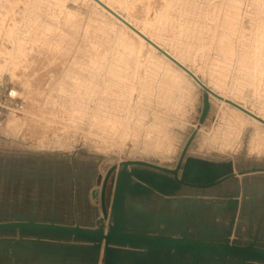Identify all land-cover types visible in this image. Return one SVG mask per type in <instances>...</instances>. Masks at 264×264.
<instances>
[{"label": "rangeland", "instance_id": "obj_1", "mask_svg": "<svg viewBox=\"0 0 264 264\" xmlns=\"http://www.w3.org/2000/svg\"><path fill=\"white\" fill-rule=\"evenodd\" d=\"M106 1L131 22L146 29L169 52L176 54L181 52L173 34H177L181 27L213 31L209 26L214 20L221 22L229 11L228 0H194L192 3L197 7L199 18L186 20L183 11L175 4L166 8V12L164 8L162 17L155 18V11L161 10L168 0H128V8L114 0ZM145 17L155 25H144ZM238 22L241 26L238 40L247 42L242 49H254V34L264 27V0H240ZM119 36L123 38L122 43ZM20 47L22 52L19 55ZM257 53L262 59V70L255 86L243 82L246 86L244 96L236 95L234 83L239 74L233 59L221 91L238 97L240 103L256 113L264 114V48ZM122 58H126L127 64L118 63ZM216 58L219 59L214 49L197 50L195 46L187 63L207 84L216 86L213 76L225 66ZM157 59L154 52L140 47L133 36L123 32L105 13L85 0H0V99L7 93L14 96V92H19V99L12 97L11 107L23 104L24 111L30 110L33 116L24 121L27 124L13 128L6 124L14 115L0 117V222L16 217L29 219L34 215L42 223L53 220L61 225L75 226L78 223L95 227L103 215L101 189L111 168L123 161L141 160L173 169L194 130L197 134L188 157L218 163L231 161L236 171L252 166L264 168V154L250 150L254 135L259 134L264 139L263 127L249 123L241 131L228 134L233 114L210 97L207 118L201 124L206 98L199 87L180 83L170 106L159 104L155 94L150 108L144 105L147 100L139 98L140 82L134 78L124 87L131 95L130 109L128 102L118 104L117 100L121 98L117 95L99 94L105 101L103 113H113L127 123L125 134L121 133V126L116 125L114 130L106 133V142L90 120V113L98 102L96 96L87 106V115L67 111L66 107L72 103L70 93L78 84L87 88L93 82L103 88L107 72L113 67L110 61L116 60L119 66L126 67V75L132 78L136 68L140 77L146 76L145 70L150 69L152 60ZM95 61L103 64L95 66ZM160 72L155 76L156 85L161 80ZM144 107L147 108L146 120L142 130L135 134L136 121ZM15 115L22 117L23 114ZM155 117L165 121L163 129L168 137L167 141L161 139L156 144L162 146L160 149L155 145L154 149H151L152 145L144 147L145 135ZM115 177L113 173L107 184V209L111 204ZM212 191L217 192L216 189ZM179 193L200 192L183 189ZM161 201L159 195L149 199L141 197L134 205L135 213L144 222H155L162 215L174 217L178 212L182 213L175 207L162 210ZM128 204L132 202L128 201ZM220 210L217 207L215 210L201 209L198 215L195 205L192 217L199 216L206 228L218 229L222 217L217 218V214L223 216ZM13 263L10 254H0V264ZM18 264L46 263L37 257L27 260L21 255Z\"/></svg>", "mask_w": 264, "mask_h": 264}, {"label": "water", "instance_id": "obj_2", "mask_svg": "<svg viewBox=\"0 0 264 264\" xmlns=\"http://www.w3.org/2000/svg\"><path fill=\"white\" fill-rule=\"evenodd\" d=\"M95 1L147 43L152 44L197 83L206 98L201 124L207 118L209 95H212L264 125L262 119L248 110L214 94L191 70L170 57L114 11L98 0ZM196 134L197 130H194L173 169L141 160L123 161L117 167L111 168L101 189L103 215L95 227H84L78 223L75 226L61 225L53 220L42 223L34 217H16L0 222V237H6L0 239V254H10L13 264H18L21 255L27 260L37 257L46 264H222L232 261L238 264H264V243L261 238L256 235L250 242L240 244V236L233 229L237 223L234 217L236 196L220 201L226 205V213L223 212V216L217 214V218L222 217L224 220L223 226L218 229L206 228L200 222L199 216L192 217L193 211H181L182 213L178 212L174 217L162 215L155 222H144L135 213L134 205L141 197L149 199L159 195L164 201L176 204V197L183 189L197 190L203 197L205 193H212L213 189L222 193L221 189L236 182L237 177L264 174L263 167L252 166L247 170L236 171V166L231 161L218 163L188 157ZM113 173L116 176L113 196L107 209L105 192ZM212 200H197L196 213L200 215L201 209L215 210V206L208 205ZM128 201L132 204L129 205ZM188 207L191 208L190 204Z\"/></svg>", "mask_w": 264, "mask_h": 264}, {"label": "bare ground", "instance_id": "obj_3", "mask_svg": "<svg viewBox=\"0 0 264 264\" xmlns=\"http://www.w3.org/2000/svg\"><path fill=\"white\" fill-rule=\"evenodd\" d=\"M88 3L92 4L93 6L100 9L103 13H105L112 22H115L117 25H119L123 32L130 34L133 36V38L136 40V42L139 44L140 47H146L151 52H154L157 56L156 61H151V67L150 69L145 70L146 76L140 77L137 72V68L134 70L132 78L126 75V67L119 66L116 63V60L110 61V63L113 65V67L109 68L107 72V77L104 79L103 88L100 89L98 84H94L91 82V85H88L86 88L83 84H78L74 90L70 93L71 98V104L66 107L67 111L70 113H81L87 115V106L89 105V102H94V100L97 98L98 102L96 105H94V108L92 109L90 113V120L92 122V125L96 128H98L101 131L100 137L104 142H106L107 136L106 133L114 130L116 128V125L121 126V133L125 134L127 131V123L121 119L118 116H115L112 112V115L103 113V107L105 101H103L102 97L100 95L103 94H109L112 96L117 95L120 97V100L118 101V104L121 105V101L128 102L129 106L128 109L131 108V95H129V92L124 89L126 83H128L131 79H137L138 82H140L139 87V98L147 100L148 103H144V105L147 106V108L151 107V104L153 102V97L156 94L155 98L157 99V102L162 105H168L172 104L173 102V95L175 91L180 87V83L187 84L189 86L199 87L197 83L191 78L188 77L187 74L180 69L174 62L169 61L164 55H162L152 44L150 45L147 43L140 35H138L134 30H131L128 26L124 25L122 22H120L114 15L109 13L107 9L102 7L97 1L95 0H85ZM103 6L110 9L112 12L114 11L117 15H119L123 20L133 26L138 32H140L143 36H145L148 40L152 41L158 47H160L163 51H165L170 57H173L176 61L181 63L183 66H185L189 71L191 70L198 79H200L204 85L211 91L216 94L217 96L223 98L224 100H230L234 102L235 104L242 107L244 110H248L250 113L254 114L255 116L259 117L264 121V114L262 113H256L254 110L246 107L245 104H242L238 101V97L230 96L225 94L221 91V88L225 85L227 81V75L229 71V64L233 59L236 62V71L239 74L238 78H236L234 83V89L236 91L237 96H244L243 90L246 87L243 82H245L247 85L255 86V83L259 80V74L260 70H262L260 67V63L262 62V59L260 58V55L257 53L258 50H262L264 48V27L257 30L253 37V46L252 50L248 49H242L245 48L247 45V42L245 41H239L237 35L241 33V26L239 21L240 17V0H228L229 5V11L226 14V16L219 22V20H214L215 22L210 25V28H213V31L211 30H197L194 27H181V30L177 34H173V40L177 43V47L180 50V54H176L173 52H169L161 43L156 41L150 35L146 29L140 28L137 24L131 22L129 18L125 17L113 4L106 0H98ZM119 5L129 7L128 0H114ZM194 0H168V2L163 4V7L161 10L155 11V18H159L163 16V10L165 8V12L168 11L166 8H169L171 6L178 5L179 9L183 11L185 14V19H192L199 18L200 16L196 12V6L192 3ZM195 17H192V16ZM167 18V15L165 14V19ZM205 17V19H207ZM143 23L146 26H154L155 22L150 21L147 17L143 19ZM164 30V29H163ZM162 30V31H163ZM161 31V32H162ZM119 42H123V38L119 36ZM197 46V50H215L218 53V58H216L217 61L221 62L223 65V68H221L220 72L216 73V75L213 76V79H215V85L211 86L210 84H207L198 73L188 65L187 61L190 57L193 48ZM22 52V48L20 47L18 49V54ZM126 58H122L121 60H118V63L121 64H127ZM103 64L101 61H95L94 65H101ZM12 70V69H11ZM161 71V72H160ZM157 72H160L161 80L159 81V84L156 85V74ZM13 75V76H12ZM261 75V74H260ZM12 77H14V74H11ZM233 79V78H232ZM242 80V81H241ZM20 81V80H18ZM132 81V80H131ZM157 82V81H156ZM94 85H93V84ZM23 84L26 86L25 82ZM98 85V87H96ZM214 85V84H212ZM119 88V90H117ZM200 88V87H199ZM25 88H23L24 90ZM136 90V88H135ZM253 90V89H252ZM254 92V91H253ZM24 93V92H23ZM100 94V95H99ZM235 94V93H234ZM248 93H246L247 96ZM129 95V96H128ZM21 95L19 92H14V97L16 99H19ZM96 98H93L95 97ZM245 96V97H246ZM211 99H214L217 103L221 104V107L224 106L226 108H229L232 112V116L234 117V120H232L231 125H229V133H236L238 131H241L248 125L249 123L256 125L257 127H263L264 125L254 119L253 117L249 115H245L243 112L238 110L237 108L231 106L230 104L225 103V101H222L216 97H213L212 95H209ZM212 101V100H211ZM220 107V108H221ZM147 108L144 107L142 109V114L138 116V120L136 121V129L134 130V133L140 132L142 130L143 122L146 120V112ZM264 108V104H263ZM114 106H113V109ZM24 112V113H23ZM22 112V117H17V115L11 116V120H7L6 126L8 128H13L16 126H19V124H23L24 121H27L28 119L32 118V113L30 110H26ZM219 112V111H218ZM9 118V117H8ZM40 120V119H39ZM30 121V120H29ZM42 121V120H41ZM26 123V122H25ZM24 123V124H25ZM165 121L162 118L155 117V120L153 124L149 126V130L147 134L145 135L146 142L144 147L151 146V149H154V145L161 141V139L164 141H167L168 137H166V133L164 132L163 127H165ZM23 124V125H24ZM27 124V123H26ZM34 125V124H33ZM40 125V121H39ZM108 143V142H107ZM156 148H162V146H156ZM250 150L257 152L259 154H264V139L259 134H256L252 137L250 141ZM171 169V168H170Z\"/></svg>", "mask_w": 264, "mask_h": 264}, {"label": "crops", "instance_id": "obj_4", "mask_svg": "<svg viewBox=\"0 0 264 264\" xmlns=\"http://www.w3.org/2000/svg\"><path fill=\"white\" fill-rule=\"evenodd\" d=\"M235 181L236 182H232L236 185L235 187L233 184L223 187L222 193L212 191V193H205L203 197H201V193H182L176 197V204L162 199L161 206L163 207L161 208L165 207L167 210L169 207H175L177 209L179 208L180 211L189 213L193 211V208L197 204V200L213 199L208 205L210 207L215 206L221 209L220 211H222V213H226V205L220 201L228 200L231 196H236L237 206L234 208V217L237 223L234 225L233 229L240 236L238 240H241V244H245L250 242L253 236L257 235L261 238L262 243H264V174H249V176L246 177H237ZM231 187L234 188L231 189ZM189 204L191 208L188 207ZM192 213H194V211ZM220 222L222 224L220 227H222L224 220L221 219Z\"/></svg>", "mask_w": 264, "mask_h": 264}, {"label": "built area", "instance_id": "obj_5", "mask_svg": "<svg viewBox=\"0 0 264 264\" xmlns=\"http://www.w3.org/2000/svg\"><path fill=\"white\" fill-rule=\"evenodd\" d=\"M14 95V94H13ZM14 96H11L9 93L4 95L2 99H0V117L15 115V114H22L24 111L23 104H16L14 107H11V102Z\"/></svg>", "mask_w": 264, "mask_h": 264}, {"label": "flooded vegetation", "instance_id": "obj_6", "mask_svg": "<svg viewBox=\"0 0 264 264\" xmlns=\"http://www.w3.org/2000/svg\"><path fill=\"white\" fill-rule=\"evenodd\" d=\"M232 184V183H231ZM32 217H34V215H32Z\"/></svg>", "mask_w": 264, "mask_h": 264}]
</instances>
